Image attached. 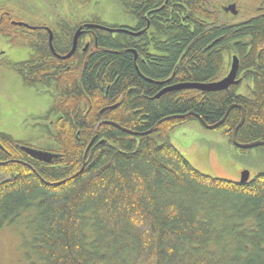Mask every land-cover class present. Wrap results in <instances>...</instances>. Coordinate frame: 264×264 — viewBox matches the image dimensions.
<instances>
[{
  "label": "trees",
  "instance_id": "trees-1",
  "mask_svg": "<svg viewBox=\"0 0 264 264\" xmlns=\"http://www.w3.org/2000/svg\"><path fill=\"white\" fill-rule=\"evenodd\" d=\"M169 1L173 13L169 2L160 10L158 52L151 50L162 56L149 65H135L131 52L104 40L75 73L51 63L29 67L32 84L52 98L46 119L56 112L50 141L42 149L16 146L0 133V230L24 221L19 235L29 264H264V173L245 184L203 175L169 141L196 118L154 127L188 113L214 125L237 106L216 129L232 145L240 106L237 142L264 141V19L241 25L239 17L234 30L222 25L218 34L193 21L204 17L197 1ZM187 10L192 27L181 21ZM234 52L243 93L239 81L226 91L155 98L164 86L223 79L230 67L224 56ZM21 146L53 158L42 163Z\"/></svg>",
  "mask_w": 264,
  "mask_h": 264
},
{
  "label": "flooded vegetation",
  "instance_id": "flooded-vegetation-1",
  "mask_svg": "<svg viewBox=\"0 0 264 264\" xmlns=\"http://www.w3.org/2000/svg\"><path fill=\"white\" fill-rule=\"evenodd\" d=\"M40 1L41 0H34V3L36 2L40 4ZM124 1L125 0H104L106 3L104 14L101 16L89 14L81 17H75L71 12H64L61 10V0L58 3V7L54 6V4L49 5L48 1L44 0V5L48 8V11L46 12L37 11L36 8L33 11L32 6L29 2L26 3V0H16L14 3L10 4H8L9 2H3L0 4V38L4 41L2 44L8 50L18 49L19 47L26 48L29 50L30 55L26 60L16 62L9 61L6 56L3 57L4 53H1L0 51V68L13 71L20 79L21 85L24 88H39L43 91L39 85L32 84V82L37 80H34V78L29 79V67L36 64L41 66V63L42 65L51 63L56 70H58L60 66L66 67V69L70 67V73H75L74 69L76 67L79 66L80 68H84L92 61L89 57L93 52L103 50L101 45H103L102 42L104 40L107 42L112 41L118 43L119 47L131 52L133 55V63L135 65H137V60L145 66L149 65L151 59L156 60V58L162 56L151 51H157V27L161 24V21L158 22L156 19H158L157 17L160 14V10L164 9L168 2V12L170 15L173 13L174 6L169 0H131L132 7L130 9L125 5ZM188 1H197L198 8L201 9L202 14L204 13V17H194L193 21L195 23L199 22V25L205 28L213 29L216 33L220 32L222 25L234 30L237 26V18L239 17L242 18L240 21L241 25L254 21L256 18L261 17L264 19V0H240L239 3H241L243 5L242 7L245 9L244 14L241 13L242 7L240 8V5L238 6L237 0ZM4 4L10 5V7L3 9L1 6ZM233 4L235 5V10L237 12V15L235 16L225 11V9H228ZM185 6L187 8V5ZM51 8L53 10H50ZM185 13L186 16L181 21L185 26L192 27L191 22L193 23V21L188 17L189 10ZM38 14L40 15V23L35 24L33 23L32 18ZM15 15L16 19L12 18ZM29 16L31 17V21ZM30 22L32 24H30ZM66 25L70 27L69 30H64ZM78 28H80L81 34L77 38L74 53L68 59H59L67 55L71 50L72 39ZM67 33H70V35L68 36ZM50 35L51 45H49ZM219 38V36L216 37V39ZM1 39L0 41H2ZM250 39V36H246L242 39L244 41L243 45H246L245 47L248 51L251 48ZM217 41L218 40H215V42ZM231 45L233 48L232 50L235 51V40H232ZM136 49H139L140 51H137ZM234 56L237 58L235 52L229 53L224 56V61L231 66V60ZM237 74L236 79L244 82L242 73ZM224 78L219 81L224 80ZM168 87L169 86H164L158 92L164 88L168 89ZM47 94L50 95L49 93ZM106 97L107 93H104L103 98ZM117 106L118 103L108 105L106 109H114ZM51 107L52 98L49 109ZM47 111L42 113L30 112L35 118L39 119V121L35 123V126L41 129L42 132L39 138H16L7 130H0V133L9 135L15 142L14 145L16 146L28 145L33 148L42 149L45 147L44 144L50 141L46 132L52 131L55 126L53 118L56 115V112H52L49 115V118L46 119ZM23 114L25 113L15 114L12 111L6 110L0 114V116L6 123H8L11 117L18 118ZM10 149H12L11 146ZM8 157H10V154H8Z\"/></svg>",
  "mask_w": 264,
  "mask_h": 264
},
{
  "label": "rangeland",
  "instance_id": "rangeland-1",
  "mask_svg": "<svg viewBox=\"0 0 264 264\" xmlns=\"http://www.w3.org/2000/svg\"><path fill=\"white\" fill-rule=\"evenodd\" d=\"M15 1L0 0V4L3 2L10 4ZM47 1L49 5L54 4L58 7L60 0ZM27 2L32 6L33 11L35 8L40 12L48 11L44 0H41L40 4L34 3V0H26ZM61 3V10L71 12L75 17L89 14L101 16L106 10L104 0H61ZM29 19L31 21L30 16ZM32 21L39 24L40 15L33 16ZM30 24L32 23L30 22ZM2 42L4 41H0V51L4 53L3 57L6 56L9 61L20 62L29 57L28 49L19 47L8 50ZM244 85L246 82L240 85L238 93H243ZM50 105L51 97L44 90L24 88L13 71L0 68V114L6 110L15 114L25 113L18 118L11 117L8 123L0 116V130H7L16 138H39L42 132L35 126L39 119L30 112H45ZM169 141L188 163L203 175L237 183L242 172H248V181L253 180L258 174L264 173V147L241 152L229 144L221 130H204L199 122H189L176 127L170 133ZM2 179L4 176L0 175V180ZM23 229L24 221H20L18 225L6 226L0 230V264H29L24 258L21 248L19 234ZM32 262L37 264L35 259Z\"/></svg>",
  "mask_w": 264,
  "mask_h": 264
},
{
  "label": "water",
  "instance_id": "water-1",
  "mask_svg": "<svg viewBox=\"0 0 264 264\" xmlns=\"http://www.w3.org/2000/svg\"><path fill=\"white\" fill-rule=\"evenodd\" d=\"M226 12H229L231 15L235 16L237 15V12L235 10V5H231L228 9H225ZM97 27V26H96ZM101 28V27H99ZM107 30V29H105ZM110 32H118V31H110ZM81 34L80 28H78L73 36L72 39V47L71 50L69 51V53L67 55H65L64 57H61L59 59H68L70 58V56L74 53L75 51V46H76V41L77 38L79 37V35ZM49 45H51V35L49 38ZM238 61L237 58L234 56L232 57L231 60V66H230V70L228 72V74L226 75V77L224 78L223 81L216 83V84H199V83H187V84H179V85H172L169 86L168 89L164 88L162 89L157 95H156V99H158L160 96H162L163 94H165L167 91H181V90H195L198 92H202V93H216L219 91H226L228 90L230 87L235 86L239 83V80L236 79V74H237V70H238ZM237 106H229L225 115L223 116V118L217 122L214 125H207L203 119H201L199 116L193 114V113H188L186 115H182V116H173V117H168L165 118L161 121H159L154 127H156L157 125L161 124L162 122L168 121V120H182L187 116H193L194 118H196L200 124L203 126L204 129L209 130V131H213L216 130L217 128H219L223 122L225 121L228 112L230 111V109L236 108ZM241 110V117L239 120V123L237 124V126L233 129L232 133H231V143L232 145L237 148L238 150H250V149H255V148H259V147H264V142L261 141H256V142H252V143H248V144H240L237 142L236 140V135L237 132L239 130V128L242 126L243 122H244V110L241 107H238ZM57 120V118L55 119V121ZM154 127L152 129H150L148 132H146L145 134H150L151 132L154 131ZM21 149L31 158L40 161L42 163L45 164H49L53 158V155L45 152V151H41V150H36L33 148H29V147H21ZM0 150L4 151L3 147L0 145ZM83 168V167H82ZM82 170V169H81ZM249 180V174L248 172H242L240 179H239V184H245L247 183Z\"/></svg>",
  "mask_w": 264,
  "mask_h": 264
},
{
  "label": "bare ground",
  "instance_id": "bare-ground-1",
  "mask_svg": "<svg viewBox=\"0 0 264 264\" xmlns=\"http://www.w3.org/2000/svg\"><path fill=\"white\" fill-rule=\"evenodd\" d=\"M130 4H131V2H130ZM216 17V16H215ZM194 18V17H193ZM203 25V24H202ZM76 81V80H75ZM223 81V80H222ZM219 82H221V81H219ZM219 82H216V83H219ZM216 83H211V84H216ZM87 84V83H86ZM207 85H209V84H207ZM159 93V92H158ZM256 142V141H255ZM261 142H264V141H261ZM249 184V183H248Z\"/></svg>",
  "mask_w": 264,
  "mask_h": 264
}]
</instances>
